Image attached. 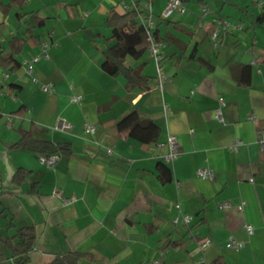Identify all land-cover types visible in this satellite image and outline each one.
<instances>
[{
  "label": "crops",
  "instance_id": "crops-1",
  "mask_svg": "<svg viewBox=\"0 0 264 264\" xmlns=\"http://www.w3.org/2000/svg\"><path fill=\"white\" fill-rule=\"evenodd\" d=\"M183 1L187 11L167 19L159 18L166 0H152L144 11L155 18L166 80L162 90L152 81L149 90L130 91L121 75L101 69L111 32L105 18L111 9L123 13V5L142 10L143 0H0V52H9L11 38L25 39L15 56L21 64L42 42L53 43L32 76L22 66L0 68V264H18L2 242L14 233L8 222L34 227L26 264H50L73 252L83 255L76 264H207L220 256L226 264H264V151L257 143L264 129V22L255 21L264 0ZM29 13L46 19L33 38L22 23ZM216 20L226 28L214 46ZM125 65L156 76L147 51L126 57ZM243 65L251 68L249 86L240 84ZM45 83L52 84L49 94L40 90ZM71 95L82 101L71 104ZM219 99L222 122L214 116ZM132 110L158 125L156 142L140 144L117 129ZM62 119L69 128L58 127ZM84 124L96 132L86 134ZM27 131L71 151L52 154L56 161L47 167L41 154L10 148ZM169 136L180 153L167 163ZM238 139L243 143L232 151ZM159 162L171 170L166 184L157 179ZM18 168L28 172L20 183L13 181ZM200 168L211 169L214 179L201 180ZM54 190L76 201L64 205ZM224 201L231 207L218 209ZM179 214L191 217L188 226L174 222ZM245 223L254 227L250 236ZM229 236L243 247L229 248ZM205 239L210 243L201 252Z\"/></svg>",
  "mask_w": 264,
  "mask_h": 264
},
{
  "label": "trees",
  "instance_id": "trees-1",
  "mask_svg": "<svg viewBox=\"0 0 264 264\" xmlns=\"http://www.w3.org/2000/svg\"><path fill=\"white\" fill-rule=\"evenodd\" d=\"M23 25L30 38H33V30L42 27L46 19L37 16L34 13L27 14ZM25 16H19L22 20ZM155 20V18H154ZM256 23L264 22V12L255 17ZM107 27L110 29V36L105 39L106 48L102 51L103 61L101 69L111 76L121 75L125 80L127 90L138 89L146 91L150 89L155 77L144 75L139 68H131L125 65V58H140L147 49V33L143 25L137 19V12L126 10L123 13H117L111 9L105 18ZM182 30V29H180ZM161 41L157 31L153 33ZM171 39L174 37L171 35ZM25 39L13 37L8 42L9 52H0V68L15 72L21 66L16 60L18 55L25 46ZM201 63L210 66L205 60L199 58ZM260 62L264 64V54L260 57ZM250 66L243 65L241 68L240 84L242 86L250 85ZM11 89L13 85L9 86ZM118 130H129V136L132 140L140 144H150L157 141L160 135V128L151 119H142L135 110H132L116 123ZM11 149H25L36 152L41 155H52L54 153L69 154L70 147L66 144H54L46 140L34 138L31 131L21 134L20 139L10 146ZM157 179L161 184H166L171 180V170L163 162L156 165ZM28 175V172L18 168L13 176V181L20 183ZM7 230L13 228L14 233L2 240L3 244L16 259L18 264H26L28 253L31 251L34 240L35 230L33 226L15 228L10 222L7 223ZM83 255L78 252L70 253L64 257H55L50 264H76ZM207 264H226L223 257H217Z\"/></svg>",
  "mask_w": 264,
  "mask_h": 264
},
{
  "label": "built area",
  "instance_id": "built-area-1",
  "mask_svg": "<svg viewBox=\"0 0 264 264\" xmlns=\"http://www.w3.org/2000/svg\"><path fill=\"white\" fill-rule=\"evenodd\" d=\"M151 1L152 0H143V9L140 10L137 5L133 4L132 6L128 5H123V9L126 10H134L137 12V19L141 25L144 26L145 31L147 33V53L153 60V64L155 67V79H156V86L162 90L164 81L166 80V77L162 71V63L164 61V52H163V47H162V42L158 40L155 35L153 34L155 31V20L154 17L151 16V14H145L144 11H149L151 9ZM124 11V12H125ZM147 11V12H148ZM187 11L185 2L183 0H166L164 8L161 10L159 14V18L161 19H167L169 18L172 14L177 13V14H184ZM206 10L203 11V14H205ZM226 28V22L222 20H216V26L213 28L210 37L213 42V45H217V39L220 34L221 29ZM53 43L49 42H42L40 44V51L39 53L31 56L28 59H25L21 62V66L25 69V73L29 76H32L33 74V66L35 63H37L41 59H48L49 58V49L52 47ZM257 60H253L252 64H256ZM1 77L6 79L8 77V74L2 73ZM34 82H36V79L32 78ZM40 90L46 94H49L52 92V84L51 83H45V84H40ZM82 101V96L81 95H71L69 97V102L71 104H77ZM224 106V102L222 99H219L218 104L216 108L214 109V116L215 119L218 122L223 121L222 117V108ZM248 120L255 122L256 117L254 115H249ZM58 127L60 129H65L69 128L70 124L65 121V120H59ZM83 130L86 134L88 135H93L96 132V126L93 124H84ZM242 140L238 139L236 140L231 146L230 149L232 151H236L240 145H242ZM257 143L262 151H264V129H259L257 131ZM167 147H168V153L164 156V161L165 162H172L175 160L178 155H179V150H178V142L174 136H169L167 139ZM108 153H110V150H107ZM41 163H44L47 167H51L55 161H56V156L54 155H41L39 158ZM197 176L201 180H213L215 175L214 172L209 169V168H200L197 170ZM53 194L57 196L62 204L67 205L70 203H73L76 201L75 196H70V197H62L60 192L58 190H54ZM245 206V202H241L238 206H236V209L239 212L243 211V208ZM231 207V204L228 201H224L221 203L217 204V208L220 210H225ZM176 208L179 210V205L176 206ZM179 220H181L186 226H188L191 222V217L189 215H182L179 214L174 219V222L177 223ZM244 230L246 231L247 235L250 236L254 232V227L251 224H244L243 225ZM210 241L208 239L202 240L201 242L198 243V247L201 252L209 245ZM227 246L231 249L234 250H240L243 247V243L236 241L233 237L229 236L227 239ZM146 264H160L159 261L154 260L150 261Z\"/></svg>",
  "mask_w": 264,
  "mask_h": 264
},
{
  "label": "rangeland",
  "instance_id": "rangeland-1",
  "mask_svg": "<svg viewBox=\"0 0 264 264\" xmlns=\"http://www.w3.org/2000/svg\"><path fill=\"white\" fill-rule=\"evenodd\" d=\"M160 264H162V263L160 262Z\"/></svg>",
  "mask_w": 264,
  "mask_h": 264
}]
</instances>
